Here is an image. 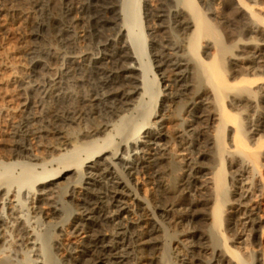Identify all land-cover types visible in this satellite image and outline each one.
Segmentation results:
<instances>
[{
    "label": "bare ground",
    "instance_id": "obj_1",
    "mask_svg": "<svg viewBox=\"0 0 264 264\" xmlns=\"http://www.w3.org/2000/svg\"><path fill=\"white\" fill-rule=\"evenodd\" d=\"M4 1L0 0V15ZM202 2L158 0L143 8L152 25L151 51L148 63L140 61L145 78L139 99L133 67L127 65L131 56L123 41L116 40L113 0H32L31 11L18 26L24 32L31 28L40 44L30 45L25 33L19 48H13L11 33L0 26V145L5 146L0 152V264L10 257L2 256L7 233L12 236L13 256L34 245L32 227L14 214L13 202L15 186L35 182L24 203L33 224L39 220L45 227L60 217L68 219L52 237H45L48 248L35 264L57 257L64 264H167L169 241L180 245L174 264H207L208 251L216 264H251L224 234L232 224L224 213L230 184L225 164H238L240 156L258 172L261 166L259 141L251 144L246 126L253 102L264 101V0ZM162 18L169 20L173 36L158 34ZM178 35L183 36L174 38ZM210 50L205 59L202 54ZM250 50L251 55L241 56ZM151 61L170 72L163 91L158 81L147 80L150 73L156 76ZM15 74L26 80L18 83ZM149 91L163 93L158 111L143 103ZM174 99L183 100L190 118L181 119L169 135L163 124ZM262 117L249 120L253 132L264 129ZM170 142L182 156L180 164ZM208 146L216 165L207 176L209 167L201 160L210 155ZM85 149L89 151L80 157ZM130 151V158L118 155ZM100 153L83 168L86 159ZM12 158L21 167L20 177H10ZM54 161L56 168L33 175L37 165ZM176 169L181 173L168 179ZM77 171L82 175L80 186H71L60 203L54 189ZM256 186L251 184L257 191ZM139 188L142 196H137ZM231 194L235 196L233 190ZM243 195H238L237 205L245 203ZM209 203L207 235L203 227ZM254 210L248 206L243 212V226L252 234L260 229L262 239V220ZM78 235L82 236L74 239ZM259 253L252 264H264V247Z\"/></svg>",
    "mask_w": 264,
    "mask_h": 264
},
{
    "label": "rangeland",
    "instance_id": "obj_2",
    "mask_svg": "<svg viewBox=\"0 0 264 264\" xmlns=\"http://www.w3.org/2000/svg\"><path fill=\"white\" fill-rule=\"evenodd\" d=\"M113 2L115 4L114 5V7H115L114 8L115 9L114 10L115 11V28L117 30H119V34L116 37V40L117 41H123V43L126 45L127 53L131 56L130 59L127 61V65L133 67V76L135 78L134 84L136 86V90L138 91L137 96L135 94V99H139L138 93H141L143 91L142 88H143V82H144V78H145V77H143L144 76L143 75V68L140 66V61H142L143 63H144V61H145V63H148L147 62L148 61V58H147L148 54L147 53L149 51H151V49L149 48V45L151 44V41H150L151 36L149 35L150 34L149 27L152 28L151 22L147 21V18L143 15L142 12L144 11L143 8L145 6H147V7L155 6L157 4L158 0H143V2H140V3L138 2V0L137 1L136 0H113ZM197 3L203 4L202 0H197ZM31 4H32V0H5L3 3H1V5H2L1 7L2 8L4 7L3 9H5V10H3V13L1 14V15H3V14L4 15L2 17L0 15V17H1L0 18V26L7 27L9 30V34L11 33L8 37L9 38L8 40H10L9 42L13 46V48L18 47L20 45V42L22 41V36H25V33L28 34V39H29L30 45L33 42H34L33 44H40L39 40L35 39V37L31 35V33L34 32V31L33 32L31 31V28L28 29L29 31L24 32L22 30V27L20 28L18 26V24H19L18 21L21 20L24 13L26 11H31V6H29ZM9 8H11V9H9ZM9 10H11V11H9ZM19 11H22V12L18 13ZM52 12L54 13L55 10H52ZM166 18L161 19L160 23L163 26V28L157 32H158V34L161 33L163 35L173 36V32L170 30V28L168 26V25H170L169 20H167L168 18L167 19ZM135 19H137V20L135 21ZM141 32H143L145 35L147 33L148 36L146 37L144 35L143 37H138V34L140 36ZM184 32L183 33L186 35V33H189V30L188 29L184 30ZM183 35H181V36L178 35L179 37L177 36L174 38L180 39ZM0 40L3 41L1 36H0ZM18 48H17V50H19L20 54H22L24 56L23 52H21V49H18ZM140 48H142V52H139L140 54L138 53L139 54L138 55V54H136V52H138V50H140ZM250 52L252 53V50L248 51V53H244V55L242 54L241 56L251 55ZM202 55L204 56L205 59L210 58L211 50L207 54H202ZM151 59L153 60L154 56L151 55ZM7 61H9V59ZM151 63L153 66L152 71H154L156 73V76L154 79L152 73H150L151 75L149 76V74H148L147 80L149 81V83L150 82L152 83V81H150V80H154V82L158 81L159 86H160V90L163 91L162 85L164 84V82H167L168 80H170V78H171L170 72H168L167 70H163V69L160 70L158 67H156V63L154 61H151ZM238 64L242 66L243 60L240 59ZM146 66H147V64H146ZM15 75H16V77H18L17 78L18 83H21L22 81L26 80L25 75H22V74H20V75L15 74ZM165 91L168 92L169 89L165 90ZM155 92H157V91H155ZM163 97H164L163 93H160L159 95H157V93L154 94V92H153V94H152V92L149 91L148 93H146L143 96V99H144L143 103H144L145 107L150 108L153 106V107H155V110L158 111L160 101ZM259 104L262 107L260 106V108H258ZM184 108H185V105H184L182 99H179V100L174 99L172 102H170V106L168 108V111H166V113L170 114V115H169V118L167 120H165L164 124H163L164 131L167 134L170 135L174 131V129L177 128L178 124L181 122V119L190 118L189 113L187 114V111H184ZM242 109L243 108H241L240 110H242ZM233 110H234L233 112H235L237 109L236 110L233 109ZM252 110H253V112H252ZM252 110L247 111L248 113L250 111L252 112V113L250 112V114H247L248 117H251V116L252 117L247 119L248 125L246 127H247V130L252 131V132L249 131V133H248L249 140H251V144L259 141V145L261 146V148H259L260 146L257 148V151H259L258 152L259 154L257 156V158H258L257 161H258L259 165H261V166L258 167L259 172L256 171L254 168H253L254 169L253 170L252 169L253 166L250 163L248 164V162L243 161L240 156H238V161H240L241 163L239 162L238 164L232 165L231 167L227 166V164H225V170L228 171V176H227L226 182L228 183V181H230V184H228V188H227L228 189L227 193L229 192L228 198H229V201H231L232 199L233 200H232V202L228 201L226 203V208H225L226 211L224 212L225 214H227L225 216L229 220H231V223H232L230 225H227V229H225V231H224V234L227 237V241H228L227 243L233 249L238 250L242 254V257H244V259H246V261H248L251 264L253 262V260H251V259H254L256 255L260 256L259 251L262 247H264V237L262 239H260V238L258 239V236L260 235V231H259L260 229L255 228L256 232H255V234L254 233L252 234L247 228H245L243 226V221H244L243 212L246 210V208H248V206H250V207L253 206L255 208V210H254L255 215L257 214V216L261 218L262 226L264 228V129L261 131H258V132H255V131L253 132V130H254V125L252 124L253 121H252V123H250V122H251V119L252 120L256 119L255 118L256 115H257V117L263 116L261 119L259 118V122L262 121V123L264 125V122H263L264 121V101L262 102V100H260V101L256 102V100H255L253 102ZM258 113H259V115H258ZM137 115L138 114H133V115H131V117L138 118ZM254 115H255V117H254ZM249 120H250V122H249ZM210 124L212 127L213 123L211 122ZM210 124H209V127H210ZM251 126H252V128H251ZM211 129L212 128H209V136L210 137H212L211 136V134H212ZM229 134H231L230 130L227 133V136ZM3 137H5V136H2V138ZM262 141H263V143H260ZM261 144H263V145H261ZM4 148H5V146L3 144H1L0 145V152H2L4 150ZM207 148L208 149L206 151H208L207 153H209L210 155L205 156L203 159L201 158L202 160L201 159L200 160L205 164V166H207V168L209 167V169H207V172H208L207 176H208V175H210L209 172L212 171V168H210V167L214 168L216 165V162H214L215 160L210 157L213 154L212 148L210 149V146H208ZM169 149L171 151V154H173L175 159L180 164L179 158H181L182 156L177 155V146L173 145V143L170 142L169 143ZM88 151L89 150H86V149L81 151L80 157H84ZM119 153L120 152H118V155L121 158L123 157L124 159L130 158L132 156V151H130L128 153L127 152H123L120 154ZM102 154L103 153L96 154V155H94V157H92L90 159H86L84 162L83 168L86 169V166L91 165V160L96 159V158H100V155H102ZM107 154L108 153H105V155H103V157L106 156ZM45 155L46 154H44L43 156H45ZM107 157H108V155H107ZM49 158L50 157L48 156L47 159H49ZM109 158H110V156H109ZM110 160L111 159H105L106 162H110ZM5 161H7V160L5 159ZM10 161L13 163L12 165H10L11 166L10 172H9V174L11 175L10 177L11 178L20 177L22 175L21 174L22 173L21 167L14 164V161H16L14 158H12ZM178 162H177V164H178ZM181 165H182V160H181ZM56 167H57V164L55 161L50 163V164L37 165V167L34 168L33 175L37 176V174L42 173L43 171H46V170H49L52 168H56ZM0 172H3L1 166H0ZM178 173L179 174L181 173L180 169H178V170L176 169L175 171H173L171 173V175H168L166 177L169 179V178H172V176L178 175ZM232 176H233V178H232ZM81 179H82L81 172L80 171L74 172L68 180L62 181L59 184V186L54 189L55 191H57V193L54 192L53 195H57L58 201H60V203H62L63 200H66V197H65L66 191L69 190V188L71 186L79 187L80 183H81ZM45 180H48V178ZM37 184L38 183L35 182V183H30L29 185H21L19 187L15 186L14 190H15L17 197L14 198V202H13V204L16 205L14 214H17L16 216H21L20 217L21 220L24 221V223L26 222L25 224H28L29 226L32 227V229H31L32 234H33L32 242H34V245L29 244L28 247H25L22 250H20L21 254H19V256H17V257L13 256L11 254L12 253V249H11L12 236H10L9 233H7L6 246L4 247V252L2 253V256L3 255L4 256L10 255V257H8L7 264H35V259L42 260V257L44 255V251L48 248V245H47L48 243H46L45 242L46 240H44L45 237L46 236L52 237V235L55 234V230H56L57 226L64 224L68 220L67 216L66 217H60L61 219L58 218L56 220V223L51 222L48 225H46L45 227H43V225L41 226L40 223H38V222H40L39 220H36V223L33 224L34 219L26 211L24 203H25V198L27 196L26 192L29 191V193H31L33 191V188L35 186H37ZM251 184H254L255 186L257 185L256 186L257 191L253 190L251 188ZM258 188H259V190H258ZM232 190H233V192H235V196H233L231 194ZM252 190L255 192H253ZM142 192H143V188H139L137 196H142ZM130 193L133 195V197L136 196L135 192L131 191ZM243 193H244V195H243ZM253 193H255V195H259V196H257V198L254 197ZM237 194L238 195L242 194L243 197L247 196L244 199L246 201L243 200V203L244 202L245 203L244 204L242 203L243 205H241V206L237 205V202H238L237 199L240 198ZM187 197L189 199L191 198V196H186V198ZM0 202H1V199H0ZM244 207H245V209H244ZM205 211L207 213V216H206L207 220L205 221V225L203 228H204L206 234L210 235L209 226H208V223L210 222V221H208V219H210V216H209L210 203L205 208ZM188 228H189V226L186 227L185 229H188ZM256 233H257V240H256ZM81 236L82 235H78L77 236L78 238L75 237L74 239H79ZM49 244H51V243H49ZM179 246L180 245H178L176 242H174V243L172 241L168 242V244L166 246L167 247V252H166L167 264H174V260H175L174 256H175L176 252H178ZM209 246L211 248L215 247L214 245H211V244ZM208 252L204 255L205 261L207 262V264H216V262L209 259ZM179 253L181 254V252H179ZM61 259H62L61 257H59V258L57 257L56 259H52L53 261L47 260V259L45 261L44 260L43 261L46 264H64ZM162 264H165V263H162ZM253 264H255V262Z\"/></svg>",
    "mask_w": 264,
    "mask_h": 264
}]
</instances>
